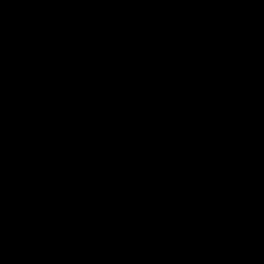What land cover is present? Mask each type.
I'll list each match as a JSON object with an SVG mask.
<instances>
[{"label": "water", "instance_id": "obj_1", "mask_svg": "<svg viewBox=\"0 0 264 264\" xmlns=\"http://www.w3.org/2000/svg\"><path fill=\"white\" fill-rule=\"evenodd\" d=\"M0 264H264V0H0Z\"/></svg>", "mask_w": 264, "mask_h": 264}]
</instances>
